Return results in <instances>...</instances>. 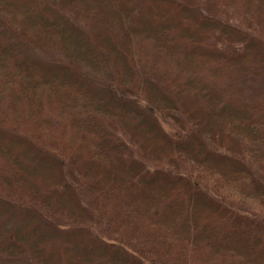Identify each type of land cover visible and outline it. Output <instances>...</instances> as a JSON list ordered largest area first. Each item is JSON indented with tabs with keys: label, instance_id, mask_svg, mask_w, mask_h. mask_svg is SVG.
I'll use <instances>...</instances> for the list:
<instances>
[{
	"label": "trees",
	"instance_id": "obj_1",
	"mask_svg": "<svg viewBox=\"0 0 264 264\" xmlns=\"http://www.w3.org/2000/svg\"><path fill=\"white\" fill-rule=\"evenodd\" d=\"M263 77L264 0H0V264H264Z\"/></svg>",
	"mask_w": 264,
	"mask_h": 264
},
{
	"label": "rangeland",
	"instance_id": "obj_2",
	"mask_svg": "<svg viewBox=\"0 0 264 264\" xmlns=\"http://www.w3.org/2000/svg\"><path fill=\"white\" fill-rule=\"evenodd\" d=\"M45 56H47L50 59L56 58V54L54 52H49L48 54H46ZM264 91V77L259 80V82L251 89L250 95L251 96H259L263 93ZM166 129L169 130V126L164 125Z\"/></svg>",
	"mask_w": 264,
	"mask_h": 264
}]
</instances>
